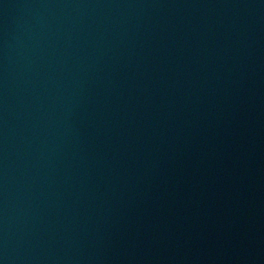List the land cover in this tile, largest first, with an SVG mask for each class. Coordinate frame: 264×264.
Instances as JSON below:
<instances>
[{"label": "water", "instance_id": "obj_1", "mask_svg": "<svg viewBox=\"0 0 264 264\" xmlns=\"http://www.w3.org/2000/svg\"><path fill=\"white\" fill-rule=\"evenodd\" d=\"M0 264H264V0H0Z\"/></svg>", "mask_w": 264, "mask_h": 264}]
</instances>
